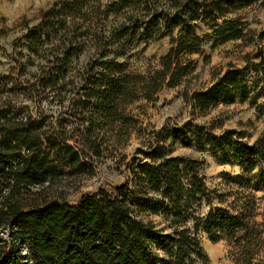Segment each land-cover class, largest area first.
<instances>
[{"label":"trees","instance_id":"1","mask_svg":"<svg viewBox=\"0 0 264 264\" xmlns=\"http://www.w3.org/2000/svg\"><path fill=\"white\" fill-rule=\"evenodd\" d=\"M242 0H61L15 40L27 79L0 81V264H209L199 236L247 253L260 245L255 192L264 193V129L215 133L188 120L153 132L108 189L74 201L49 197V186L92 172L94 159L127 142L128 106L149 100L189 72L184 55L247 38ZM210 33L199 36L198 25ZM170 37L161 68L142 75L127 66L128 47ZM264 41V29L256 34ZM253 41V40H251ZM88 58L80 67L79 54ZM264 52L230 66L187 102L206 115L219 104L248 103L264 125ZM46 106H43V103ZM208 152L238 173L207 184L204 161L172 155L176 144ZM159 216L163 226L148 219ZM254 243V245H252ZM251 254L249 257H253ZM250 261V260H249Z\"/></svg>","mask_w":264,"mask_h":264},{"label":"rangeland","instance_id":"2","mask_svg":"<svg viewBox=\"0 0 264 264\" xmlns=\"http://www.w3.org/2000/svg\"><path fill=\"white\" fill-rule=\"evenodd\" d=\"M61 0H0V81L10 80L18 76L27 79L35 67L25 63L26 54L15 46V40L20 37L26 27L36 25L42 13L51 4ZM165 1V0H159ZM247 2L244 8L238 10L242 16L241 22L246 27L245 41L236 40L213 46L212 41L204 43L197 53L184 55L182 62L190 61L193 71L174 86H163L161 90L145 100L140 98L128 106V112L133 117L135 127L130 132L127 142L108 153L103 159H94L92 172L64 179L61 184L49 186V197L74 202L81 194L98 188L108 189L119 184L126 176L125 163L136 155L138 149L145 150L152 140L153 132L165 126H180L188 120L198 124H208L215 128V133L223 130L243 131L247 134L249 143L263 132L262 120L256 116L253 107L248 103L236 102L231 105L219 104L211 108L206 115H199L189 106L187 99L194 90L209 86L215 78L230 66L241 67L247 58L261 49L264 52V41L258 42L256 34L264 29V0H242ZM195 32L199 36L210 33L204 25H198ZM253 40V41H251ZM170 37L164 36L150 43H139L128 47L125 57L127 66L142 75L160 70L161 58L169 50ZM88 58L87 53L79 54L73 63L80 67ZM264 99H259V102ZM46 106V103H43ZM47 107V106H46ZM174 156H188L204 161L202 173L207 184L217 186L219 173L226 171L238 173V168L223 164L208 152L193 150L191 147L178 143L173 148ZM257 209L253 224L261 235L260 245L251 253L245 252L241 246L226 241L211 242L205 234L199 236L203 253L208 257L209 264H264V193H254ZM159 227L163 222L159 216L148 217ZM254 245V243L252 244ZM254 254L253 257H249ZM250 260V261H249Z\"/></svg>","mask_w":264,"mask_h":264}]
</instances>
